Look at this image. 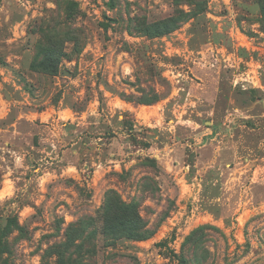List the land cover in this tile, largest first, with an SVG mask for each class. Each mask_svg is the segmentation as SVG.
Here are the masks:
<instances>
[{
    "label": "rangeland",
    "instance_id": "1",
    "mask_svg": "<svg viewBox=\"0 0 264 264\" xmlns=\"http://www.w3.org/2000/svg\"><path fill=\"white\" fill-rule=\"evenodd\" d=\"M0 264H264V1L0 0Z\"/></svg>",
    "mask_w": 264,
    "mask_h": 264
},
{
    "label": "trees",
    "instance_id": "2",
    "mask_svg": "<svg viewBox=\"0 0 264 264\" xmlns=\"http://www.w3.org/2000/svg\"><path fill=\"white\" fill-rule=\"evenodd\" d=\"M263 1H264V0H260V3H261V4H263ZM191 241H192V239H191V238H190V239H188V242H191Z\"/></svg>",
    "mask_w": 264,
    "mask_h": 264
}]
</instances>
